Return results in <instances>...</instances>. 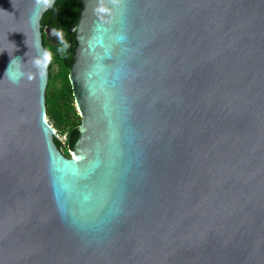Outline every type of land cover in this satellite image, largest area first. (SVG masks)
I'll use <instances>...</instances> for the list:
<instances>
[{"label":"water","instance_id":"1","mask_svg":"<svg viewBox=\"0 0 264 264\" xmlns=\"http://www.w3.org/2000/svg\"><path fill=\"white\" fill-rule=\"evenodd\" d=\"M54 1L0 0V264H264V0H79L70 156Z\"/></svg>","mask_w":264,"mask_h":264},{"label":"trees","instance_id":"2","mask_svg":"<svg viewBox=\"0 0 264 264\" xmlns=\"http://www.w3.org/2000/svg\"><path fill=\"white\" fill-rule=\"evenodd\" d=\"M79 13V0H55L41 15L39 28L41 44L45 51V65L47 68V80L44 90V111L45 115L52 118L58 127L66 128L64 147L67 150L78 135L79 117L76 115L73 104L71 88L67 79L68 69L71 65V52L73 44L69 41L71 33L68 31L77 21ZM50 28L55 35H58L57 43H49L44 35V29ZM58 48L59 53L56 63L59 67V83L53 86L51 74V55ZM56 148L64 155L69 156L59 140L53 137Z\"/></svg>","mask_w":264,"mask_h":264},{"label":"rangeland","instance_id":"3","mask_svg":"<svg viewBox=\"0 0 264 264\" xmlns=\"http://www.w3.org/2000/svg\"><path fill=\"white\" fill-rule=\"evenodd\" d=\"M44 35H45V37L49 43H51L53 45L57 43L58 40L56 39V37L49 34V31L47 28L44 29ZM54 46H57V45H54ZM52 52H53V54L51 55V74L53 76V83L52 84H53V86H57L59 83L60 70H59V67L57 66V63L55 60H56L57 54L59 53L58 48H56V50H54V51L52 49ZM72 104H73L76 115L79 117V112L77 111V109L74 105L73 99H72ZM44 117L47 120V122L54 129V133H55L56 137L58 138V140L60 141V143L62 145V149H65L64 141H65V130H66V128L58 127L57 124L55 123V121L52 118H50L49 116L45 115ZM65 151L67 152V154L69 156L71 155V150L65 149Z\"/></svg>","mask_w":264,"mask_h":264},{"label":"flooded vegetation","instance_id":"4","mask_svg":"<svg viewBox=\"0 0 264 264\" xmlns=\"http://www.w3.org/2000/svg\"><path fill=\"white\" fill-rule=\"evenodd\" d=\"M47 29H48L50 35L56 37V39L59 38V36L58 35H55L50 28H47Z\"/></svg>","mask_w":264,"mask_h":264},{"label":"built area","instance_id":"5","mask_svg":"<svg viewBox=\"0 0 264 264\" xmlns=\"http://www.w3.org/2000/svg\"><path fill=\"white\" fill-rule=\"evenodd\" d=\"M45 121L47 122V120L45 119ZM48 123V122H47ZM49 124V123H48ZM50 125V124H49ZM51 126V125H50ZM54 130V129H53ZM55 134V133H54ZM56 136V135H55ZM56 139L58 140V138L56 137Z\"/></svg>","mask_w":264,"mask_h":264}]
</instances>
